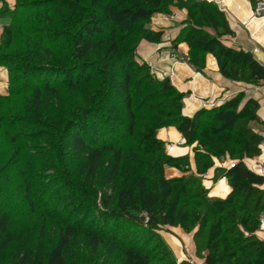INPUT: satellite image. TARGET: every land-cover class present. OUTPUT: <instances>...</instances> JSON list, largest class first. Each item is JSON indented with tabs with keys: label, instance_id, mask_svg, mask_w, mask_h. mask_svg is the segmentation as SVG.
<instances>
[{
	"label": "trees",
	"instance_id": "trees-1",
	"mask_svg": "<svg viewBox=\"0 0 264 264\" xmlns=\"http://www.w3.org/2000/svg\"><path fill=\"white\" fill-rule=\"evenodd\" d=\"M172 7L187 11L173 48L188 45L183 61L194 71L202 73L211 54L225 78L255 86L264 81V66L254 54L224 44L223 39L234 32L214 2L16 0L13 10L0 13L10 18L0 45L3 56L20 63L25 77L36 81L20 91H14L11 83L9 94L0 96V102L26 94L27 109L43 115L53 100L61 101V92L83 94V102L71 110L58 133L63 143L70 142V175L64 188L79 199L77 206L83 210L63 219L57 242L45 260L24 252L15 264H68L66 252L81 235L94 255L104 247L108 257L119 252L121 264H193L175 257L160 234L166 226L187 233L197 229L196 238L206 234V264H264V240L257 234L264 213V177L244 162L260 156L264 142L250 128L252 121L259 120L254 111L250 113L257 102L243 103L245 95L239 94L185 117L184 94L169 78L158 80L148 64L138 61L141 41L162 42L163 32L150 28L152 16L170 15ZM20 11L22 16L14 19ZM37 22L44 26L35 27ZM256 22L262 27L264 19ZM62 26L70 35V48L65 56H56L44 47L45 39H55L59 35L55 29ZM21 34L24 49L19 51L16 40ZM1 64L8 66L3 58ZM31 119V114L0 113V130L10 134L13 125L25 127ZM168 127L176 128L187 146L197 144L198 176L166 177V167L186 172L190 165L187 156L167 154L158 140V130ZM227 156L234 164L217 170V175L229 180L231 192L225 199L209 198L201 176L214 166V158ZM73 174L78 180L70 179ZM11 226L7 213H2L0 236H9Z\"/></svg>",
	"mask_w": 264,
	"mask_h": 264
},
{
	"label": "rangeland",
	"instance_id": "rangeland-1",
	"mask_svg": "<svg viewBox=\"0 0 264 264\" xmlns=\"http://www.w3.org/2000/svg\"><path fill=\"white\" fill-rule=\"evenodd\" d=\"M7 9V5H4L0 13ZM20 12L13 15V18L21 17L23 12ZM55 21L57 19L53 20V22ZM42 26L44 25L40 22L35 23L37 28ZM54 26L53 24L52 27L54 28ZM55 30H58L59 35L55 39L46 38L45 43L48 46L44 47L51 48L56 56H65L70 48V35L66 33L65 26ZM3 36L4 29L0 45ZM35 36H39V34ZM23 37L24 35L21 34L16 40V48H19V51L24 49ZM2 52L3 49L0 48V60L2 61L3 58L8 66L1 64L0 61V71L7 73L8 84L6 95L0 93V96L9 94L11 83L14 91H20V88L25 84L36 83V81L25 77L20 63H14V60L9 58L10 56H3ZM138 61L141 63L140 60ZM25 96L26 94H16L11 100L0 102L1 114H20L26 117L31 114L32 119L35 118L33 121L32 119L27 120L29 122L25 127L18 124L13 125L11 130H8L10 134L0 130V215L4 212L7 213L12 225L9 236H0V245H4L0 252V264H15L18 254L24 252L32 253L37 260H45L50 249L57 242L60 223H63V219L69 215L75 217L83 210L82 207L77 206L79 199L73 198L68 189L64 188V180L70 175V169H68L71 157L68 147L70 142L63 143V139L58 135L63 123L70 118L71 110L83 102L82 92L78 94L61 92V101L53 100L52 108L43 115H35L32 109H27L24 102ZM245 102L246 97L243 103ZM253 111L257 115L258 107L252 105L250 113ZM250 128L256 134L261 135L264 133V122L259 118L257 122L250 123ZM64 144L66 145L64 146ZM262 145L264 144L262 143ZM74 168L75 166L71 170ZM261 176L264 177V175ZM70 179L78 180L75 174ZM209 198L213 197L209 194ZM201 212L205 213L206 210ZM260 217L262 220L264 213ZM92 219L93 217L89 221L87 220L85 226L89 225ZM109 223L110 221L108 225H110ZM210 224L205 231H208ZM177 230L187 235L195 245V252L192 256L196 262L190 261L192 259L188 257L187 260L193 264H206L205 260L209 254L206 247L207 235L203 233L196 238L197 229L191 233H187L181 228H177ZM160 234L163 238H179L176 230L170 226L163 227ZM85 240V236L81 235L71 241L66 252L68 264H121L123 261L119 252L108 257L104 247H100L98 253L94 255ZM153 264L163 263L154 261Z\"/></svg>",
	"mask_w": 264,
	"mask_h": 264
},
{
	"label": "crops",
	"instance_id": "crops-1",
	"mask_svg": "<svg viewBox=\"0 0 264 264\" xmlns=\"http://www.w3.org/2000/svg\"><path fill=\"white\" fill-rule=\"evenodd\" d=\"M216 3L225 12L229 25L234 32V36L225 37L223 42L226 46L254 54L260 52L264 56V22L262 27L256 20L260 19L255 14V5L259 0H205ZM7 5L9 10L15 7V0H0V10ZM187 11L178 7L171 8V14L165 15L155 13L152 16L150 28L153 31H162V42L159 44L141 41L137 47L138 59L148 64L152 74L158 80L169 78L176 89L184 94V108L182 114L192 118L202 109H211L220 106L239 94H244L246 101L253 99L258 104L257 115L264 122V81L259 85H248L242 82H234L225 78L219 71L216 59L209 54L206 58V68L202 73L194 71L183 57L188 54L189 47L186 43H181L177 49L173 48V42L178 38L184 22L187 20ZM9 18L0 15V40L5 25L9 23ZM264 66V62H261ZM8 77L5 71H0V93L6 95ZM158 140L165 144H175L173 157L189 158L188 171L176 167L165 168L167 178H176L197 174L195 161V148L197 144L187 146L182 135L174 127L162 128L157 132ZM264 144V142H263ZM262 155L254 159H245L244 162L249 169L256 172L258 164L264 166V145L260 146ZM214 166L206 174L201 176L203 185L209 190L213 198L225 199L231 192L229 180L226 177L217 175V170L228 169L234 161L227 156L219 160L213 159ZM264 173V172H263ZM264 189V186H263ZM176 230V237H165L164 239L174 251L178 260H193L192 254L195 252V245L182 231ZM258 237L264 240V220L262 219Z\"/></svg>",
	"mask_w": 264,
	"mask_h": 264
},
{
	"label": "built area",
	"instance_id": "built-area-1",
	"mask_svg": "<svg viewBox=\"0 0 264 264\" xmlns=\"http://www.w3.org/2000/svg\"><path fill=\"white\" fill-rule=\"evenodd\" d=\"M255 14H257V16L259 17H263L264 18V0H259L256 5H255ZM260 136H262V138H264V133L261 134ZM174 145L173 143H171L169 146L166 147V153L171 155L173 153V149H174ZM259 167V171L256 170V172L259 173V175H264V166L261 164H258ZM264 220V218H263ZM262 222V220H261Z\"/></svg>",
	"mask_w": 264,
	"mask_h": 264
},
{
	"label": "water",
	"instance_id": "water-1",
	"mask_svg": "<svg viewBox=\"0 0 264 264\" xmlns=\"http://www.w3.org/2000/svg\"><path fill=\"white\" fill-rule=\"evenodd\" d=\"M254 56L256 57V59H257L258 61H260V62H264V56H263L262 53H260V52H255V53H254Z\"/></svg>",
	"mask_w": 264,
	"mask_h": 264
},
{
	"label": "bare ground",
	"instance_id": "bare-ground-1",
	"mask_svg": "<svg viewBox=\"0 0 264 264\" xmlns=\"http://www.w3.org/2000/svg\"><path fill=\"white\" fill-rule=\"evenodd\" d=\"M260 18L264 19L263 17H260ZM258 169H259V167H258ZM258 171H259V170H258Z\"/></svg>",
	"mask_w": 264,
	"mask_h": 264
}]
</instances>
